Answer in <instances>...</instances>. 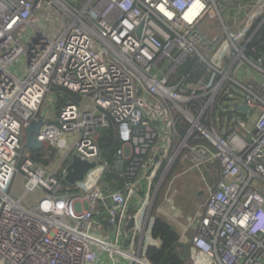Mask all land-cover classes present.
I'll use <instances>...</instances> for the list:
<instances>
[{"label": "built area", "instance_id": "2783aa9c", "mask_svg": "<svg viewBox=\"0 0 264 264\" xmlns=\"http://www.w3.org/2000/svg\"><path fill=\"white\" fill-rule=\"evenodd\" d=\"M224 2L0 0V264H95L103 254L153 264L147 256L161 240L147 208L163 186L167 195L173 189L182 155L191 163L185 173L220 171L204 213L179 237L184 264H264V51L250 56L264 28V0L231 28ZM206 18L224 28L213 41L201 29ZM191 58L207 67L209 81L173 82ZM56 87L82 101L57 118L48 110L38 140L96 164L75 187L24 157L26 129ZM220 98L222 119L214 117ZM112 121L123 143L114 167L127 179L120 191L103 181L109 167L97 143Z\"/></svg>", "mask_w": 264, "mask_h": 264}, {"label": "trees", "instance_id": "16d2710c", "mask_svg": "<svg viewBox=\"0 0 264 264\" xmlns=\"http://www.w3.org/2000/svg\"><path fill=\"white\" fill-rule=\"evenodd\" d=\"M256 1L257 0H227V2L223 3V8L228 12L232 20L236 19L239 25H241L253 10ZM255 46L258 50L256 53L251 52L250 56L257 58L260 57L264 51V28L258 35V38L255 41ZM209 78L210 73L208 72L207 67L200 63L198 59L191 58L178 71L177 75L173 78V82H182L184 86H188L191 84H198L201 81L207 83ZM52 95L57 115L69 103H79L82 101L81 96L60 87L54 88L51 96ZM223 102L224 98H220L216 103V106H214L215 118L218 114L221 119L225 118L226 114L223 112V108L220 105ZM97 143L102 161L107 163L109 167L104 180L110 184V190H122L124 185L127 183V179L117 174L113 168L115 166L116 157L122 150L123 143L120 138L119 130L113 121L111 122V126L109 128L100 129L98 131ZM24 157L31 159L35 164L49 170L52 164L59 162L60 154L53 147L46 145L38 152L24 151ZM61 171L62 168L55 173L58 175L60 181L65 185V187H70L65 179L62 178ZM100 221H103L106 229H109L107 222L103 219V217H101ZM152 231L154 238L161 240V247L151 248L149 250L148 255L152 263L184 264L185 256L182 255L178 249L179 235L170 223L161 218H157L153 224Z\"/></svg>", "mask_w": 264, "mask_h": 264}, {"label": "rangeland", "instance_id": "374dc122", "mask_svg": "<svg viewBox=\"0 0 264 264\" xmlns=\"http://www.w3.org/2000/svg\"><path fill=\"white\" fill-rule=\"evenodd\" d=\"M222 16H223L226 26L228 28H231L233 26V20L231 16L228 14V12L224 10V8L222 11ZM201 29L207 32L210 35V40L213 41L215 38L223 34L224 28L218 20H210L209 18H206L201 23ZM209 58H211V56ZM50 97L53 98V95L52 96L49 95L46 98V102L44 103L42 111L47 112L48 110L51 109L50 107H48L50 106L48 105L51 99ZM50 113L56 114V111L51 109ZM55 118H57V116H55ZM214 123L216 125L218 124L217 119H215ZM239 132L243 133V130L239 129ZM64 155L65 154H63V156ZM61 161H59L58 163L52 164V166L49 168L48 171L50 172L59 171L61 169V166L59 165ZM182 167L183 165H181V167H176V169L177 168L179 169H177L172 174V178H174L175 180V185H174L175 187L174 190L176 192L175 201H174L175 204L174 203L167 204L166 203L167 201L163 202V200L157 199L155 205L152 206V208H151V205L148 206L147 208L146 214L150 210V220L152 218H161L166 221L168 220L167 221L168 223L171 222L175 224H178V223L184 224L186 223L187 218L195 215L197 211L199 210V208L204 204L207 196L204 195L202 197H199L198 194L200 191H203L205 189L201 185L203 184V176L205 174L202 172H198V171L193 172V173H185L184 172L185 168H182ZM17 184H18L17 196L18 197L23 196L24 190H23V187L21 186L20 179L17 180ZM162 195H164V199L169 198L168 195L164 192H162ZM25 200L27 201V204L35 205L38 198L36 196L29 195L25 198ZM173 206H176L179 209V211H182L183 216L180 215V217H176L175 219H169L168 217H163L162 215H160L161 211L170 212ZM185 227H187V224H185ZM147 258H149V255L147 256Z\"/></svg>", "mask_w": 264, "mask_h": 264}, {"label": "crops", "instance_id": "0c3cea01", "mask_svg": "<svg viewBox=\"0 0 264 264\" xmlns=\"http://www.w3.org/2000/svg\"><path fill=\"white\" fill-rule=\"evenodd\" d=\"M51 98V97H50ZM46 102V101H45ZM48 105H50L49 107L52 109V110H55V106H54V101H53V98H51L50 99V102H49V104ZM51 109L49 110V112L51 111ZM52 115H55V114H52ZM245 115H247V114H245ZM134 144L133 143H131L130 144V146H127V148H130V147H132V148H134ZM122 149H123V147H122ZM59 154H60V159H59V161H61V163L59 164L60 166H61V168H62V178H63V172L65 171V170H67V168H68V166L70 165V163H71V160H72V154H66V153H61V152H59V151H57ZM62 154V155H61ZM63 154H65L64 156H63ZM119 158V157H118ZM185 159V158H184ZM183 159V155L178 159V163L174 166V168H173V171H172V174H173V172H175L177 169H179V168H177L176 169V167H181V165H183V167L182 168H185L184 170H186V168H191V163L188 161V160H184ZM116 162H117V157H116ZM115 162V163H116ZM64 164H65V166H64ZM64 166V167H63ZM116 166V165H115ZM114 166V167H115ZM202 170H192L191 172H188V173H193V172H202V173H204L205 175L203 176V184H201L205 189L203 190V191H200L199 192V194H198V196L199 197H202V196H204V195H206L207 197H206V200H205V202H204V204L199 208V210L197 211V213L195 214V215H193V216H191V217H189V218H187V220H186V223H184V224H181V223H178V224H175V223H171L170 221V223L173 225H171L174 229H175V231L178 233V235H179V237L180 238H183L184 236H189V235H187V234H185V229H184V227H185V224H187L188 225V222H189V220H193V219H197L199 216H201L202 215V213H204V210H205V207H206V203H207V200H208V197H209V194L211 193V191H214V190H216L217 189V187H218V182H219V178H220V171H219V168H218V166H211L210 168H201ZM113 170H114V168H113ZM115 171V170H114ZM116 172V171H115ZM54 174H56L55 172H53ZM117 173V172H116ZM117 174H119V173H117ZM146 171H145V169H143L142 170V173H141V178L139 179V182H140V185H141V187H142V189H143V192H141V193H143L144 194V196L146 195V190H147V188H148V185H147V178H145V176H146ZM119 175H121V174H119ZM170 175H171V173H170ZM170 175H169V179H170ZM143 176V177H142ZM122 177V176H121ZM63 179H65V177L63 178ZM168 179V180H169ZM103 181H104V183L106 182L107 183V181L106 180H104L103 179ZM68 184V183H67ZM69 185V184H68ZM107 185H110L109 183H107ZM167 185V184H166ZM166 185L165 186H163L162 187V189H161V191H163L164 193H165V189H166ZM70 186V185H69ZM70 187H75V186H70ZM124 187H125V185H124ZM155 187H156V184H154V186H152V188H151V194H153V192H154V189H155ZM174 188L175 187H173V190L168 194V199L167 200H169L170 202H166V203H174L175 204V190H174ZM207 192V193H206ZM143 194H141V196L143 195ZM201 194V195H200ZM133 199L135 200L134 202H135V207L136 206H138V210L140 209L139 208V204H138V199H140L138 196H133ZM157 199H161V200H164V195H162V193H160L159 195H158V197H157ZM174 208L172 209V210H174V212H172V210L170 211V212H166V211H164V213L166 214V215H168L169 217H174V215L175 214H179V216L180 215H182L183 214V212L182 211H179V209L176 207V206H173ZM131 212L132 213H135L136 212V209L134 208V206L131 208ZM183 216V215H182ZM168 221V220H167ZM133 227V224L131 223L130 224V229ZM188 230H192V227H189V229ZM123 246H125L124 244H123ZM127 247V246H126ZM95 264H129L128 262H126V261H124V260H119V259H117V258H114V257H112L110 254H103V255H101L100 257H99V260H98V262L97 263H95Z\"/></svg>", "mask_w": 264, "mask_h": 264}, {"label": "water", "instance_id": "95a60500", "mask_svg": "<svg viewBox=\"0 0 264 264\" xmlns=\"http://www.w3.org/2000/svg\"><path fill=\"white\" fill-rule=\"evenodd\" d=\"M235 110L247 114L249 111L247 106H235ZM45 115L44 112L40 115L38 121H34L26 129V138L24 142V150L38 152L43 149V143L39 142L38 137L40 136L41 129L45 126ZM158 158L156 159V161ZM96 167V164L89 163L87 161L81 160L77 155L72 156L70 165L67 168V174L65 176V181L70 186H76L78 183L85 180L88 172Z\"/></svg>", "mask_w": 264, "mask_h": 264}, {"label": "clouds", "instance_id": "9594fccd", "mask_svg": "<svg viewBox=\"0 0 264 264\" xmlns=\"http://www.w3.org/2000/svg\"><path fill=\"white\" fill-rule=\"evenodd\" d=\"M237 111V110H236ZM44 113V111H42V114ZM242 113V112H241ZM245 115V114H244ZM26 151V150H25ZM179 242V241H178Z\"/></svg>", "mask_w": 264, "mask_h": 264}, {"label": "bare ground", "instance_id": "6f19581e", "mask_svg": "<svg viewBox=\"0 0 264 264\" xmlns=\"http://www.w3.org/2000/svg\"><path fill=\"white\" fill-rule=\"evenodd\" d=\"M142 263L146 264L144 261Z\"/></svg>", "mask_w": 264, "mask_h": 264}, {"label": "flooded vegetation", "instance_id": "af4514ba", "mask_svg": "<svg viewBox=\"0 0 264 264\" xmlns=\"http://www.w3.org/2000/svg\"><path fill=\"white\" fill-rule=\"evenodd\" d=\"M201 195V194H200Z\"/></svg>", "mask_w": 264, "mask_h": 264}]
</instances>
